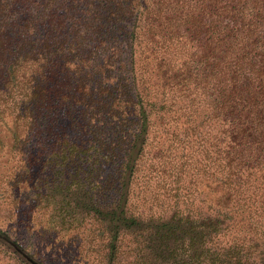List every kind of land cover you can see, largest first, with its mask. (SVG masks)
Returning <instances> with one entry per match:
<instances>
[{
    "label": "trees",
    "instance_id": "trees-1",
    "mask_svg": "<svg viewBox=\"0 0 264 264\" xmlns=\"http://www.w3.org/2000/svg\"><path fill=\"white\" fill-rule=\"evenodd\" d=\"M0 126L44 243L58 226L86 264H264V0H0Z\"/></svg>",
    "mask_w": 264,
    "mask_h": 264
},
{
    "label": "rangeland",
    "instance_id": "rangeland-1",
    "mask_svg": "<svg viewBox=\"0 0 264 264\" xmlns=\"http://www.w3.org/2000/svg\"><path fill=\"white\" fill-rule=\"evenodd\" d=\"M0 128H2V126H0ZM12 139L10 131L3 129L0 131V229L7 232L14 240H18L38 260L45 264H86V258H84L85 252L81 249L68 246L67 234L72 232L67 233L66 230L61 231L60 227H55L61 235L55 237L49 233L54 237V247L44 243L43 240L46 238L43 239L41 236H35L37 232H42V230L39 229L40 227H46V229L50 227V224H48L49 211H47V207L43 208V204H41L27 213L26 210L29 208L28 203H23V205H21L16 203V201H11V192L7 187L9 183H7L8 179H6L5 176L7 174L6 171L12 167V163L8 162V159L12 157L17 158ZM16 200L20 202L19 198ZM19 210L23 213L18 212ZM17 212L22 214L23 218H27L26 215H28L31 219L27 222L22 221V223L17 224ZM63 235L64 237H62ZM95 256L96 255L90 256L89 254L87 259H93ZM0 264L25 263H23L10 249L0 244Z\"/></svg>",
    "mask_w": 264,
    "mask_h": 264
}]
</instances>
